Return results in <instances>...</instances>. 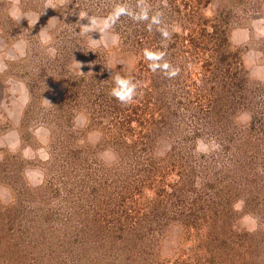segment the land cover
<instances>
[{
    "label": "rangeland",
    "instance_id": "obj_1",
    "mask_svg": "<svg viewBox=\"0 0 264 264\" xmlns=\"http://www.w3.org/2000/svg\"><path fill=\"white\" fill-rule=\"evenodd\" d=\"M0 264H264V0H0Z\"/></svg>",
    "mask_w": 264,
    "mask_h": 264
}]
</instances>
